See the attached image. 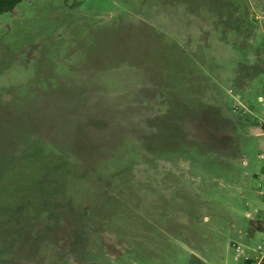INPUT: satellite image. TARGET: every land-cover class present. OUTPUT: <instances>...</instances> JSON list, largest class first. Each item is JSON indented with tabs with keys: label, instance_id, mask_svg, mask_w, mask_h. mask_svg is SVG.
<instances>
[{
	"label": "rangeland",
	"instance_id": "374dc122",
	"mask_svg": "<svg viewBox=\"0 0 264 264\" xmlns=\"http://www.w3.org/2000/svg\"><path fill=\"white\" fill-rule=\"evenodd\" d=\"M261 97L264 0L0 13V264H264Z\"/></svg>",
	"mask_w": 264,
	"mask_h": 264
},
{
	"label": "trees",
	"instance_id": "16d2710c",
	"mask_svg": "<svg viewBox=\"0 0 264 264\" xmlns=\"http://www.w3.org/2000/svg\"><path fill=\"white\" fill-rule=\"evenodd\" d=\"M21 1L22 0H0V13L13 10ZM256 228L264 230L262 224H258ZM250 262L251 260L248 259L247 263L250 264Z\"/></svg>",
	"mask_w": 264,
	"mask_h": 264
},
{
	"label": "built area",
	"instance_id": "2783aa9c",
	"mask_svg": "<svg viewBox=\"0 0 264 264\" xmlns=\"http://www.w3.org/2000/svg\"><path fill=\"white\" fill-rule=\"evenodd\" d=\"M260 99H261V101H262V104L264 105V97H261ZM263 228H264V226H263ZM237 248H238V247H237ZM259 248H261V246H259ZM238 249H239V248H238ZM262 261H264V256H263ZM252 264H253V263H252Z\"/></svg>",
	"mask_w": 264,
	"mask_h": 264
}]
</instances>
